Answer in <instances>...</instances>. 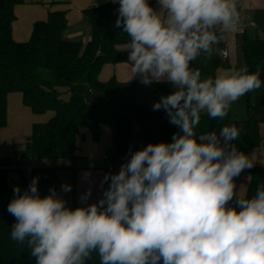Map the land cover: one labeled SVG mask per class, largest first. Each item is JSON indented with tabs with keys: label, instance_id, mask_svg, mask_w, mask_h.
Masks as SVG:
<instances>
[{
	"label": "clouds",
	"instance_id": "1",
	"mask_svg": "<svg viewBox=\"0 0 264 264\" xmlns=\"http://www.w3.org/2000/svg\"><path fill=\"white\" fill-rule=\"evenodd\" d=\"M126 46L132 78L168 83L153 104L178 127L172 141L131 152L117 173H106L102 196L67 206L53 187L45 196L35 176L13 190L10 239L36 264H264V183L240 195L236 178L254 162L237 141L236 124L197 134L202 114L223 120L233 103L262 86L247 64L203 77L192 62L214 54L225 32L242 26L237 0H110ZM131 151V150H130ZM61 190L71 191L70 184Z\"/></svg>",
	"mask_w": 264,
	"mask_h": 264
},
{
	"label": "trees",
	"instance_id": "2",
	"mask_svg": "<svg viewBox=\"0 0 264 264\" xmlns=\"http://www.w3.org/2000/svg\"><path fill=\"white\" fill-rule=\"evenodd\" d=\"M24 2L0 0V128L8 126V97L13 93L22 94L24 105L33 114L41 116L53 112L54 117L33 125L32 141L24 150L0 157V264H36L26 246L10 239L15 223V218L7 210L14 190L9 185L10 172L28 171L31 180L38 176L39 192L45 196L51 188L57 190L60 183L58 172L63 168L42 167L34 163L68 161L76 166L81 159L77 136L82 128L90 131L97 142L103 126L110 127L112 146L108 158L114 163L130 157V141L134 134L142 136L145 147L149 143H170L173 134L179 131L163 110L153 111V104L162 95L173 91L170 84L156 83L152 102L139 104L126 97V86L116 78L108 82L99 80L104 66L127 62L128 53L121 48L127 46L130 38L115 25L116 5L109 3L86 10V19L92 27V36L86 44L64 39L68 20L63 11L51 12L45 21L37 22L30 40L20 43L13 37V24L15 9ZM150 4L155 8L154 2ZM218 45L214 46L211 58L201 54L192 62V67L199 68L203 77L215 76L219 69L226 67L216 51ZM241 51V66L247 64L250 71H256L264 62V37L246 30ZM260 79L262 86L254 103L248 105L245 120L212 119L202 114L197 134L212 131L219 134L223 126L234 123L241 129L239 139L234 141L239 151L248 155L260 148L264 125V72L260 73ZM107 102L120 107L127 115L113 111ZM106 173L112 172L108 170ZM249 174L246 195L251 197L257 185L264 183V168L253 167ZM30 181L23 179L22 185L28 188ZM107 186L105 184V188ZM87 264H99L98 256L94 254Z\"/></svg>",
	"mask_w": 264,
	"mask_h": 264
},
{
	"label": "crops",
	"instance_id": "3",
	"mask_svg": "<svg viewBox=\"0 0 264 264\" xmlns=\"http://www.w3.org/2000/svg\"><path fill=\"white\" fill-rule=\"evenodd\" d=\"M154 2L155 8H158L157 0H149V3ZM114 4L119 7L118 2L112 3L110 0H25L24 4L18 5L15 9L16 21L13 24V37L17 42H27L32 36L34 26L37 22L45 21L51 12L63 11L66 13L68 26L64 31L63 37L67 41L80 42L86 44L92 36V27L88 23L85 12L92 8H98L106 4ZM238 9L240 11L241 20L247 24H254L255 27H248L247 31L252 34H260V26H262L264 33V0H237ZM242 36L238 30L225 32L220 39V47L216 51L220 54L221 50L228 52V58L224 60L226 67L219 69L217 74L227 69L228 67H238L243 64H237L236 56L241 51ZM126 51V46L121 48ZM242 54V51H241ZM131 64L127 61L125 63L117 65H106L103 67L99 80L101 82H108L109 80L116 78L120 83L126 86V97L135 103L150 104L153 100V88L156 83L150 86H145L140 83L139 77L132 78ZM97 93L92 96L95 97ZM107 105V103H106ZM13 108H15L13 113ZM29 109V108H28ZM32 113V111L29 109ZM25 106L23 105V96L20 93L10 94L8 97V115L9 124L5 128L9 130L11 122H13L12 130L21 132L29 128L30 118ZM33 125L35 123L47 122L54 117L53 112H49L46 115L33 114ZM127 115V113L125 114ZM262 144L260 148L254 150L248 154L250 160L254 162V167L264 168V125L261 128ZM32 141V129L31 137L28 136L22 139L20 146L16 148L24 150L28 143ZM16 145V144H15ZM15 145L2 152L0 148V157L11 156L9 153L14 150ZM18 145V144H17ZM78 155L80 160L77 165L74 166L68 161H37L36 165L42 167H59L63 168L58 172L59 185L57 192L66 200L67 206L73 209L81 206V195L88 192L91 189V196L87 203L96 202L103 194V188L101 187V181L109 170L112 173H117L120 170L121 165L126 162L130 157L122 158L118 163L111 162L108 158L112 146V134L109 126H103L102 136L99 141H94L90 131L85 128L80 130V134L77 136ZM144 147V146H143ZM132 152V151H131ZM107 157V159H106ZM71 168H76L75 172ZM253 168V167H252ZM250 169L245 170V176L243 180L238 184V190L240 195L247 193V188L250 182ZM9 185L12 189L19 186L21 192L26 187L22 185L23 179L30 181V172H10L8 175ZM236 185L238 179L236 178ZM63 184H70L71 191L65 193L61 190Z\"/></svg>",
	"mask_w": 264,
	"mask_h": 264
},
{
	"label": "rangeland",
	"instance_id": "4",
	"mask_svg": "<svg viewBox=\"0 0 264 264\" xmlns=\"http://www.w3.org/2000/svg\"><path fill=\"white\" fill-rule=\"evenodd\" d=\"M262 31L263 28L262 26H260V34L262 35ZM264 35V33H263ZM236 62L237 64L242 63V54L241 51L239 53H237L236 56ZM227 68L228 67L227 65ZM260 73L264 72V62H262L260 68ZM259 93V89L250 92L244 96H242L241 98L238 99V101H236L235 103L232 104L230 111L228 113V115L224 118V119H231V120H245L247 117V107L248 105L254 103V99L255 96ZM24 105V103H23ZM107 105L115 112L121 113V114H126L127 112H125L124 110H122L120 107L116 106L115 104H113L112 102H107ZM25 106V105H24ZM27 112H30L28 107H26ZM15 108H13V113H14ZM29 114V118L31 119L30 121V125L29 128H27V130L24 131L23 135L21 134V132H18L16 130H12L11 128H13V122H11L10 126H9V130H6L5 128L2 129L0 128V148L1 151L4 152L9 145V148L12 147V145H15L14 150H11V152L9 153V155H13V153L15 152H19V149L16 148L17 146H20V144L22 143V139L28 136L29 133V137H31V125L34 123L33 122V115L32 113H28ZM8 124H9V115H8ZM8 127V126H7ZM6 127V128H7ZM18 144V145H17ZM143 147V139L142 136L140 134H134L131 138L130 141V150L132 152L139 150L140 148ZM21 150V149H20ZM108 154L110 155V153L108 152ZM245 171L241 173V175L237 178L238 182H237V189H238V184H240V182L243 180L244 176H245Z\"/></svg>",
	"mask_w": 264,
	"mask_h": 264
},
{
	"label": "built area",
	"instance_id": "5",
	"mask_svg": "<svg viewBox=\"0 0 264 264\" xmlns=\"http://www.w3.org/2000/svg\"><path fill=\"white\" fill-rule=\"evenodd\" d=\"M248 27H255L254 24H247L245 21H242V26L238 29V31L241 34H244V32L248 29ZM220 55L222 57L223 60H226L228 58V52L226 50H221L220 51ZM107 159V157H106Z\"/></svg>",
	"mask_w": 264,
	"mask_h": 264
},
{
	"label": "water",
	"instance_id": "6",
	"mask_svg": "<svg viewBox=\"0 0 264 264\" xmlns=\"http://www.w3.org/2000/svg\"><path fill=\"white\" fill-rule=\"evenodd\" d=\"M219 47H220V45H219Z\"/></svg>",
	"mask_w": 264,
	"mask_h": 264
}]
</instances>
